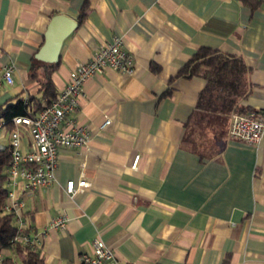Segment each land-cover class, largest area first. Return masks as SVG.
<instances>
[{"label":"crops","instance_id":"0c3cea01","mask_svg":"<svg viewBox=\"0 0 264 264\" xmlns=\"http://www.w3.org/2000/svg\"><path fill=\"white\" fill-rule=\"evenodd\" d=\"M82 2L0 0V69L13 63L14 85L0 83V103L39 92L28 69L48 19L77 20ZM113 35L132 69L106 66L82 82L71 116L86 126L85 144L58 147L48 184L14 187L25 226L44 229V262L78 264L99 236L118 264H264V133L255 143L230 136L228 112L195 108L202 78L169 79L200 45L238 54L250 82L239 102L264 109V0H87L60 44L55 90ZM80 176L88 184L66 191ZM60 212L65 224L48 226Z\"/></svg>","mask_w":264,"mask_h":264},{"label":"built area","instance_id":"2783aa9c","mask_svg":"<svg viewBox=\"0 0 264 264\" xmlns=\"http://www.w3.org/2000/svg\"><path fill=\"white\" fill-rule=\"evenodd\" d=\"M133 56L122 44L121 37L113 35L97 44L92 53L69 69L65 83L55 90L49 100L41 99L34 113L24 112L12 115L7 127L0 117V132L7 134L6 143L0 141V148L9 146L10 157L6 170V195L2 203L5 211L11 212L16 226L10 242L38 247L44 229L33 230L25 226L23 202L14 196V187L31 190L54 180L58 147L84 145L88 138L86 126L73 119L71 113L78 105L82 82L86 77L101 73L106 66L118 71L130 72ZM13 63L8 62L0 69V83L10 84ZM25 101V96H20ZM227 132L230 136L246 142H257L264 133V109H247L228 112ZM105 118L100 125L107 123ZM23 131L28 143L21 147ZM136 158V157H135ZM134 160L132 164H134ZM80 176L75 181L66 179L64 188L72 193L77 187L87 185ZM67 220L65 213L50 217L48 226L62 227ZM2 253L0 251V264ZM78 264H118L112 248L99 236L90 239L89 251L78 254Z\"/></svg>","mask_w":264,"mask_h":264},{"label":"trees","instance_id":"16d2710c","mask_svg":"<svg viewBox=\"0 0 264 264\" xmlns=\"http://www.w3.org/2000/svg\"><path fill=\"white\" fill-rule=\"evenodd\" d=\"M87 0H83L78 8L77 21L81 22L86 14ZM58 59L46 62L32 58L28 75L38 83V93H27L25 101L15 96L12 100L0 103V117L7 127L10 126L12 115L24 112L34 113L40 105V100H49L55 87L50 73L56 67ZM155 68L154 63H150ZM248 66L238 54L223 52L208 45L198 46L190 56L184 60L169 79L175 76L200 77L203 84L197 92L195 108L210 111L229 112L231 110H247V106L240 104V99L250 90L247 78ZM168 92V88L164 93ZM10 157L9 146L0 148V251L1 264H46L37 247L24 245L20 242L11 243L10 237L16 226L13 215L3 209L2 203L6 195L5 177ZM6 250V252H4Z\"/></svg>","mask_w":264,"mask_h":264},{"label":"water","instance_id":"95a60500","mask_svg":"<svg viewBox=\"0 0 264 264\" xmlns=\"http://www.w3.org/2000/svg\"><path fill=\"white\" fill-rule=\"evenodd\" d=\"M77 25V20L64 12L52 13L43 31V39L33 56L46 62L58 59L62 39Z\"/></svg>","mask_w":264,"mask_h":264},{"label":"rangeland","instance_id":"374dc122","mask_svg":"<svg viewBox=\"0 0 264 264\" xmlns=\"http://www.w3.org/2000/svg\"><path fill=\"white\" fill-rule=\"evenodd\" d=\"M9 86H10V90H11V92H12V90L14 89V85H12V84H9ZM11 94H14V92L13 93H11Z\"/></svg>","mask_w":264,"mask_h":264}]
</instances>
